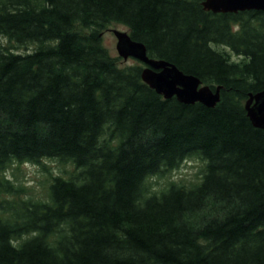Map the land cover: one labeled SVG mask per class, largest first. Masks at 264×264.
I'll return each instance as SVG.
<instances>
[{
    "label": "trees",
    "instance_id": "obj_1",
    "mask_svg": "<svg viewBox=\"0 0 264 264\" xmlns=\"http://www.w3.org/2000/svg\"><path fill=\"white\" fill-rule=\"evenodd\" d=\"M202 1L0 0V264H264V129L245 107L264 91V10ZM111 23L220 101L164 98L111 56ZM191 157L198 182L151 188ZM48 158L75 172L22 197L7 170Z\"/></svg>",
    "mask_w": 264,
    "mask_h": 264
},
{
    "label": "water",
    "instance_id": "obj_2",
    "mask_svg": "<svg viewBox=\"0 0 264 264\" xmlns=\"http://www.w3.org/2000/svg\"><path fill=\"white\" fill-rule=\"evenodd\" d=\"M202 5L205 10L214 13L264 10V0H203ZM113 32L117 37L119 55L125 60L133 57L145 64L141 72L143 81L164 98L176 96L181 102H201L208 107H214L220 101L221 86L212 88L203 84L199 77L183 72L175 64L150 57L146 45L133 40L128 32L117 29ZM245 107L253 124L264 129V91L251 93Z\"/></svg>",
    "mask_w": 264,
    "mask_h": 264
},
{
    "label": "rangeland",
    "instance_id": "obj_3",
    "mask_svg": "<svg viewBox=\"0 0 264 264\" xmlns=\"http://www.w3.org/2000/svg\"><path fill=\"white\" fill-rule=\"evenodd\" d=\"M126 31L129 28L121 23H111L103 32V44L113 57L119 58L121 66H142L145 65L136 58L129 57L125 60L117 51V37L113 30ZM9 41L5 37H0V45H9ZM13 49L17 52H28L35 49L36 44L19 45L13 43ZM10 46V45H9ZM12 46V45H11ZM205 163L198 157H191L183 162V164L173 172L166 176H157L151 178V188L158 191L163 188L169 181L174 180L187 185L198 182L202 176ZM75 172L74 165L71 163L63 164L53 158L43 160V164L21 163L13 164L6 172V176L10 178L16 185L22 187L20 195L22 197H30L34 200H47L49 198V187L54 176L62 175L70 176Z\"/></svg>",
    "mask_w": 264,
    "mask_h": 264
}]
</instances>
